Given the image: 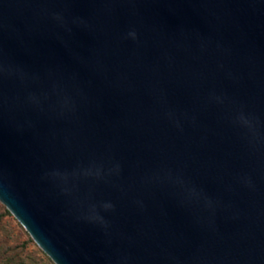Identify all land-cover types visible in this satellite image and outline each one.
Segmentation results:
<instances>
[{"label":"water","instance_id":"95a60500","mask_svg":"<svg viewBox=\"0 0 264 264\" xmlns=\"http://www.w3.org/2000/svg\"><path fill=\"white\" fill-rule=\"evenodd\" d=\"M0 202L55 264H264V0H0Z\"/></svg>","mask_w":264,"mask_h":264},{"label":"rangeland","instance_id":"374dc122","mask_svg":"<svg viewBox=\"0 0 264 264\" xmlns=\"http://www.w3.org/2000/svg\"><path fill=\"white\" fill-rule=\"evenodd\" d=\"M0 264H55L1 202Z\"/></svg>","mask_w":264,"mask_h":264}]
</instances>
